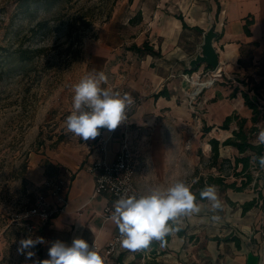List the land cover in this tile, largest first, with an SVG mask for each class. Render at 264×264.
Wrapping results in <instances>:
<instances>
[{
	"label": "crops",
	"instance_id": "obj_1",
	"mask_svg": "<svg viewBox=\"0 0 264 264\" xmlns=\"http://www.w3.org/2000/svg\"><path fill=\"white\" fill-rule=\"evenodd\" d=\"M139 1H132L133 12L126 19L134 28L129 44L124 45L125 40L113 44L102 37L95 43L92 55L102 62L99 71L107 76L104 87H121L134 99L127 124L111 134L104 157L107 161L115 159L125 132L130 145L139 153L134 179L144 194L152 187L167 188L189 177L201 165L200 158L189 157L188 152L179 148L184 144L200 146V138L207 136L203 144L210 150L209 138L222 141L231 136L236 128L234 121L228 129L219 128L226 116L236 114L247 119L248 127L253 125L252 109L245 104L243 92L258 108L262 104L263 109L259 110L264 114V0H226V18L221 29L216 27L218 36L214 40L222 77L214 79L210 73L206 74L209 70L204 65L196 71L187 69V62L197 53L207 29L201 4L195 0L181 4L174 15L162 10L159 1L150 12ZM217 1L216 14L219 13ZM135 15H138L136 20ZM144 41L159 54L129 49L131 44L140 46ZM206 79L212 83L200 84ZM202 85L206 86L202 88ZM196 89H200L198 101L189 107L188 95ZM160 91L164 93L159 95ZM200 123L211 127L210 131L204 133L203 126L198 128ZM258 124L264 125L262 115L254 125ZM102 132L105 136L111 133L107 129ZM229 150L234 151L233 147H225L223 151ZM101 155L95 139H90L81 140L53 160L64 168L59 175L47 177L64 179L65 203L48 223L38 227L39 237L47 243L39 244L37 260L49 259L48 249L57 240L70 245L74 238H83L90 246H98L105 264H264V169L258 187L262 198L249 209L242 211V205L257 197L252 188L239 192L229 188L224 197L218 190L222 209L214 213L209 210L210 206L202 207L201 213L185 220L186 235L170 237L166 247L153 241L155 246L147 249L131 252L120 248L114 255H106L105 244L118 228L104 215L109 195L94 192V179L88 169ZM209 162L210 155L205 165L209 169L207 174L215 171ZM195 174L194 179L207 175ZM42 188L46 191L43 185ZM48 200L53 201L49 196ZM213 215L220 219L213 221ZM229 234L237 242L223 239Z\"/></svg>",
	"mask_w": 264,
	"mask_h": 264
},
{
	"label": "rangeland",
	"instance_id": "obj_2",
	"mask_svg": "<svg viewBox=\"0 0 264 264\" xmlns=\"http://www.w3.org/2000/svg\"><path fill=\"white\" fill-rule=\"evenodd\" d=\"M24 1L0 0V264H25V256L17 252L18 242L39 237L38 227L33 231L26 229V221L38 222L35 218L27 219L25 212L42 192L41 180L59 175L64 168L53 160L81 142L66 132L65 119L72 111L71 86L85 74L101 68V60L92 55L95 43L106 37L113 44L122 40L124 45L129 44L134 31L126 21L133 12L130 7L133 0H41L30 1L28 5ZM158 1L162 10L175 15L181 4L194 0L139 2L150 12ZM216 1L195 0L202 6L207 29L211 21L221 29L226 18V0H219L217 14ZM40 21L45 22L44 26L37 28ZM20 49L30 50L31 58L18 60ZM190 98L194 106L198 95H188L189 107ZM259 106L263 109L262 104ZM202 126L200 123L198 128ZM258 132L252 133L255 141ZM189 134L192 137L194 131ZM216 134L219 135L218 130ZM206 137L200 138V146L184 144L179 148L201 161L184 180L190 185L195 173L209 172L205 165L210 150L203 144ZM225 147L232 148L220 146V157L233 159L236 149L224 152ZM251 170L254 176L258 175L254 167ZM223 173L228 175L227 182L233 179L228 164H224ZM225 192L220 195L224 197ZM32 251L36 253L32 259L37 260L39 244Z\"/></svg>",
	"mask_w": 264,
	"mask_h": 264
},
{
	"label": "clouds",
	"instance_id": "obj_3",
	"mask_svg": "<svg viewBox=\"0 0 264 264\" xmlns=\"http://www.w3.org/2000/svg\"><path fill=\"white\" fill-rule=\"evenodd\" d=\"M107 76L103 71L85 74L72 87V111L65 119V130L73 136L88 141L100 135L101 129L115 130L126 119V113L134 104L128 93L104 87ZM260 129L256 144L264 145V125ZM264 169V155L254 156ZM197 194L192 186L183 180H177L167 188H150L139 196H121L113 205L109 219L119 231L120 247L131 252L147 249L153 241L160 247H166L168 238L183 230L185 220H191L201 213L202 207L216 212L222 209V203L215 185H207ZM207 201V205H202ZM213 221L220 217L213 215ZM47 243L43 237L21 239L17 252L25 256V264H105L104 258L94 245L83 238H74L70 245L57 240L48 249L49 259L33 260L32 251L38 244Z\"/></svg>",
	"mask_w": 264,
	"mask_h": 264
},
{
	"label": "built area",
	"instance_id": "obj_4",
	"mask_svg": "<svg viewBox=\"0 0 264 264\" xmlns=\"http://www.w3.org/2000/svg\"><path fill=\"white\" fill-rule=\"evenodd\" d=\"M209 70V69H208ZM210 73L211 78H221L222 72L221 68L218 67L215 71L210 70L206 74ZM212 79V80H213ZM212 83V81H211ZM206 86V85H203ZM108 88L115 91H119L124 94V89L118 86H109ZM200 89H196L194 95L199 94ZM193 96V95H192ZM192 98V97H191ZM189 99L191 107H193L192 99ZM130 109L128 110V112ZM128 112L126 116L128 118ZM127 124V119L121 123L116 129H121ZM103 129L100 130V135L95 138L96 148L102 153L100 157L92 161L88 167L90 173L94 179V192L104 193L109 195V201L104 208V215L110 217L113 211L114 203L124 195H141L143 194L136 186L135 174H136V158L135 152L130 142L124 132L122 142L116 152L115 159L113 161H107L104 157V153L107 150L108 142L111 134L109 136L103 134ZM64 179L58 177H45L43 178L42 185L46 191L38 193L29 208L25 212V217L27 219H36L37 224L26 221L25 227L28 231H33L37 227L45 225L54 216V214L63 208L65 203V197L63 194L64 189ZM48 196L53 199V201L48 200ZM119 231L107 240L105 244L106 255H114L119 252ZM96 249L98 246L93 244Z\"/></svg>",
	"mask_w": 264,
	"mask_h": 264
},
{
	"label": "trees",
	"instance_id": "obj_5",
	"mask_svg": "<svg viewBox=\"0 0 264 264\" xmlns=\"http://www.w3.org/2000/svg\"><path fill=\"white\" fill-rule=\"evenodd\" d=\"M38 2L41 0H25L23 3L28 5L29 2ZM131 2V0H130ZM43 4L42 2L40 5ZM218 10L219 11V3ZM182 19L181 15L177 16ZM45 22H38L36 24L37 28H42ZM185 26V23L183 22ZM129 49H132L138 53H150L157 55L159 52L155 51L153 47L147 42L144 41L140 46L133 43L129 46ZM31 53L30 50L20 49L17 52V59L20 61H26L31 58L28 54ZM163 91H160L158 94H163ZM245 104L252 109V117L251 122L253 125L250 127L247 126V119L244 117L239 118L236 114H231L226 116L224 121L219 125L221 129L230 128V124L234 121L236 123V128L232 130L231 136L225 138L220 141L215 137L209 138L208 143L210 144V162L209 167H215V170L218 172L217 174L209 173L206 176L200 175L198 178L194 180L191 184L192 191L197 194L199 199V191L203 189L207 185H215L217 186L220 192H225L227 189H232L233 191H243L245 188H252L256 193L257 197H253L251 200L245 202L242 205V211L249 209L256 203V200L262 198L261 189L259 187V178L263 173V169L260 168L258 161L254 162V156L264 155V145H257L256 141L253 139V132L259 130L257 125H254L259 120L262 115V119L264 121V114H260V110L255 101L249 98V95L246 92H243ZM211 127H207L203 125V132L206 133L210 131ZM232 146L238 151V155L233 156V159L230 158H221L219 154L220 146ZM224 164H228L232 169V177L233 179L230 182L226 181L227 174H224ZM252 167L258 170V175L254 176L252 173ZM196 176V174L194 175ZM186 228H183L182 231L178 233V235H186ZM192 237V236H191ZM170 237L168 238V240ZM224 240H234L237 242V238L232 236L231 234L225 236ZM151 245L155 246V242H152ZM152 264V263H147Z\"/></svg>",
	"mask_w": 264,
	"mask_h": 264
},
{
	"label": "water",
	"instance_id": "obj_6",
	"mask_svg": "<svg viewBox=\"0 0 264 264\" xmlns=\"http://www.w3.org/2000/svg\"><path fill=\"white\" fill-rule=\"evenodd\" d=\"M217 36L218 32L211 21L208 29L203 32L202 43L198 47L197 53L187 62L188 70L196 71L200 65H204L213 72L220 67L219 53L214 46V40ZM201 87L203 88L204 86L202 85Z\"/></svg>",
	"mask_w": 264,
	"mask_h": 264
},
{
	"label": "bare ground",
	"instance_id": "obj_7",
	"mask_svg": "<svg viewBox=\"0 0 264 264\" xmlns=\"http://www.w3.org/2000/svg\"><path fill=\"white\" fill-rule=\"evenodd\" d=\"M192 83H193V84H196V81L193 80ZM205 83H211V79H206V80H204L203 82H201L200 84H205ZM199 87H200V86H199ZM194 94H195V92L192 93V95H194Z\"/></svg>",
	"mask_w": 264,
	"mask_h": 264
}]
</instances>
